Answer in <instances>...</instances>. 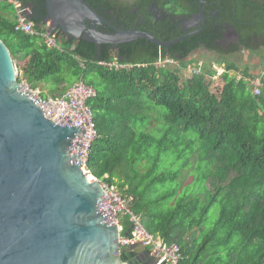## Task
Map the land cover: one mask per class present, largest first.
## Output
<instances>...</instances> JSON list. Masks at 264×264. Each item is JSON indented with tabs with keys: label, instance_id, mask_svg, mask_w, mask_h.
<instances>
[{
	"label": "trees",
	"instance_id": "16d2710c",
	"mask_svg": "<svg viewBox=\"0 0 264 264\" xmlns=\"http://www.w3.org/2000/svg\"><path fill=\"white\" fill-rule=\"evenodd\" d=\"M18 2L31 10L36 33L17 32L16 11L1 0L0 38L21 71L18 81L32 90L50 86L51 95L41 94L44 100L58 98L78 81L96 90L88 106L98 136L87 169L134 199L132 212L146 233L178 244L181 264H264V88L254 96L251 85L230 72L258 76L224 58L264 48V0H236L231 8L241 44L212 60L227 63L219 79L207 78V70L183 79L179 68L154 66L160 57L182 65L201 47L217 52L210 35L169 48L138 39L115 50L69 41L57 29L59 50L41 35L49 29L45 0ZM85 4L119 28V9L126 6L117 0ZM115 58L133 68L114 71L99 64ZM180 160L186 161L182 170L176 168ZM188 172L195 176L193 186L183 184ZM123 224L127 232L128 218ZM136 255V247L121 250L125 263Z\"/></svg>",
	"mask_w": 264,
	"mask_h": 264
},
{
	"label": "water",
	"instance_id": "95a60500",
	"mask_svg": "<svg viewBox=\"0 0 264 264\" xmlns=\"http://www.w3.org/2000/svg\"><path fill=\"white\" fill-rule=\"evenodd\" d=\"M45 3L48 31L69 41L115 50L138 39L171 45L134 30L98 31L104 22L85 0ZM21 86L0 38V264H139L122 261L105 189L77 166L84 129Z\"/></svg>",
	"mask_w": 264,
	"mask_h": 264
},
{
	"label": "built area",
	"instance_id": "2783aa9c",
	"mask_svg": "<svg viewBox=\"0 0 264 264\" xmlns=\"http://www.w3.org/2000/svg\"><path fill=\"white\" fill-rule=\"evenodd\" d=\"M1 4V0H0ZM9 4L16 11V24L15 30L24 34L34 35V24L30 22L31 10L26 9L18 0H9ZM49 26V25H48ZM45 43L51 47L62 50L59 43L57 33L55 31H47L41 34ZM101 66L108 68L109 70L120 71L133 68L132 65L124 64L115 58L111 62H100ZM146 68L147 65H140ZM154 66L157 70L166 69L169 67H177L182 73L186 71L187 79L193 76H199L203 74L204 70H207V78L219 79L227 72V63L222 61H210L205 68V64L196 59V65L188 63L186 66L181 67V62L170 58L160 57ZM209 70H208V69ZM237 80H245L252 87V93L254 96H260L262 89L264 88V72L256 78H246L241 73L235 74ZM22 86L29 93L35 96L39 101L47 105L49 108L57 112L64 117L74 127L81 126L84 129L83 141L79 150V168L86 174V178L91 182L98 180L90 170L87 169L88 157L91 154V148L94 141L97 139L98 133L96 124L94 121V113L88 103L96 99L97 92L91 87L85 85L82 81H78L68 87L58 98L49 96L48 99H42L41 92L38 90H32L29 85L22 81ZM100 181V180H99ZM105 189V198L113 214L114 226H118L120 232V245L121 250L127 247H140L147 251L148 256L151 259L152 264H181L183 256L181 248L178 244H168L162 238L152 236L143 229L140 217L136 216L132 212V206L134 199L128 196H121L115 187L108 186L100 181ZM128 218L129 224L132 229L129 237H125L124 219Z\"/></svg>",
	"mask_w": 264,
	"mask_h": 264
},
{
	"label": "flooded vegetation",
	"instance_id": "af4514ba",
	"mask_svg": "<svg viewBox=\"0 0 264 264\" xmlns=\"http://www.w3.org/2000/svg\"><path fill=\"white\" fill-rule=\"evenodd\" d=\"M235 2L236 0H128L125 3L117 0L119 6H126L125 9H119V28L102 19L104 23L97 26V30L103 33H113L115 29L143 32L161 43L171 44L169 47L181 43L192 44L197 40L200 42L206 35H210L209 38L215 39L213 43L218 46V51L212 52L201 47L196 53L205 50L221 57L225 55L224 52L234 50L241 44V38L230 23L233 17L231 8ZM86 27L92 26L87 24ZM136 260L140 261L139 264H152L146 251H138L130 262Z\"/></svg>",
	"mask_w": 264,
	"mask_h": 264
},
{
	"label": "rangeland",
	"instance_id": "374dc122",
	"mask_svg": "<svg viewBox=\"0 0 264 264\" xmlns=\"http://www.w3.org/2000/svg\"><path fill=\"white\" fill-rule=\"evenodd\" d=\"M123 2H125V3H127L128 2V0H123ZM264 49V48H263ZM216 52V51H215ZM261 53H264V50H261ZM245 54H240V60H242L241 62H240V65H239V67H240V69L242 70V69H244L247 65H246V63H244L245 62V60H246V58H244V57H246V56H244ZM217 56H215V54L214 53H212V52H207V51H205V50H201L200 52H197V53H195L193 56H191V57H189V59L187 60V62H183L182 63V66L183 65H186V64H188V63H192V64H194V65H196V59H199V60H201V61H212L214 58H216ZM218 59H220L219 57H217ZM225 59H227V60H231V58H232V55H226L225 57H224ZM255 61H256V58H255ZM259 66L260 67H258L257 65H256V71L257 70H259L261 73H262V71L264 70V65H262L261 64V60H259ZM174 68H177V67H174ZM205 68H206V65H205ZM261 68V69H260ZM258 71V72H259ZM253 72H255V71H253ZM257 72V73H258ZM21 73L19 72V70H18V76L20 75ZM181 76H182V78L183 79H187V76H186V71H184L183 70V73H182V71H181ZM51 87L50 86H45V84H40L39 85V87L36 89V90H38V91H40L41 92V94L42 93H45V95H51ZM184 162H186V161H184V160H180L179 162H177V164H176V168H180L181 170L182 169H184ZM171 163H172V160H169L168 161V166H170L171 165ZM194 182H195V176L192 174V173H184V177H183V184L184 185H186V186H193L194 185ZM200 190H202V188H201V186H200ZM119 192V191H118ZM215 213H214V211L212 212V215H214ZM138 248V251H140L141 250V248L140 247H136V249Z\"/></svg>",
	"mask_w": 264,
	"mask_h": 264
},
{
	"label": "crops",
	"instance_id": "0c3cea01",
	"mask_svg": "<svg viewBox=\"0 0 264 264\" xmlns=\"http://www.w3.org/2000/svg\"><path fill=\"white\" fill-rule=\"evenodd\" d=\"M261 50H264L263 48L261 49ZM260 53H261V51H260ZM260 53H258L257 51H251V50H244L243 52H241V53H239V54H237V55H235V56H232V58H231V61H234L238 66L240 65V62L242 61V60H240V54H245L244 56H246V57H244V58H246V60H245V62L244 63H246V67L245 68H248L249 70H250V72L251 73H253V74H256L257 76H260L263 72H264V70L262 71V73L259 71V70H257L256 71V65L258 66V67H260L259 66V60H261V64L262 65H264V62H263V53L262 54H260ZM262 56V57H261ZM255 58H256V61H255ZM214 59H216V58H214ZM205 65H207L210 61H202ZM17 68V67H16ZM240 68V67H239ZM244 68V69H245ZM261 69V68H260ZM17 70H18V68H17ZM253 71H255V72H253ZM259 71V72H258ZM19 72L21 73V71L19 70ZM258 72V73H257ZM230 74L231 75H234V74H236L235 72H233V71H231L230 72ZM21 75V74H20ZM73 85V84H72ZM141 250L142 251H146L145 249H143V248H141ZM136 252H138V248L136 249Z\"/></svg>",
	"mask_w": 264,
	"mask_h": 264
},
{
	"label": "bare ground",
	"instance_id": "6f19581e",
	"mask_svg": "<svg viewBox=\"0 0 264 264\" xmlns=\"http://www.w3.org/2000/svg\"><path fill=\"white\" fill-rule=\"evenodd\" d=\"M22 88H24L23 86H21ZM25 89V88H24Z\"/></svg>",
	"mask_w": 264,
	"mask_h": 264
}]
</instances>
